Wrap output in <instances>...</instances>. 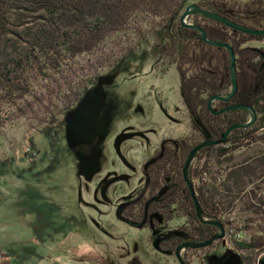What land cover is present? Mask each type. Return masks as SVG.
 <instances>
[{
    "label": "rangeland",
    "instance_id": "obj_1",
    "mask_svg": "<svg viewBox=\"0 0 264 264\" xmlns=\"http://www.w3.org/2000/svg\"><path fill=\"white\" fill-rule=\"evenodd\" d=\"M11 6L8 27L14 29L17 10ZM161 23L146 16L113 32L88 55V64L2 117L0 264H178L175 256L155 250L150 229L117 217L123 202L144 186L143 167L162 142L203 141L192 131L176 66L156 65L149 53L152 32ZM108 61L116 63L96 70ZM94 76L67 109L61 99L66 84ZM254 138L227 158L219 157L217 146L200 164L210 177L204 194H214L226 213L227 240L234 232L246 244L264 242V129ZM245 165L253 174L229 178ZM181 223L176 218L155 231L171 233ZM247 256L256 264L264 245ZM239 260L234 251L217 247L204 263L242 264Z\"/></svg>",
    "mask_w": 264,
    "mask_h": 264
},
{
    "label": "trees",
    "instance_id": "obj_2",
    "mask_svg": "<svg viewBox=\"0 0 264 264\" xmlns=\"http://www.w3.org/2000/svg\"><path fill=\"white\" fill-rule=\"evenodd\" d=\"M194 1L201 9L212 11L237 25L264 31V0H0V123L3 116L26 98L55 85L69 70L88 64V55L95 54L113 32L123 31L149 16L162 19L152 32L153 45L149 53L156 65L176 66L180 95L192 131L203 139L202 142H218L231 127L250 121L248 112L224 110L237 105L248 106L253 109L256 121L249 128L232 131L225 143L217 147L219 157L227 158L230 150L253 142L254 136L264 129V69L259 71L264 62V46L251 48L249 44L255 41L264 43V37L245 35L199 16L189 19L190 24L205 31L208 40L231 46L236 55L238 90L230 101L214 102L212 109L223 113L213 115L208 108L210 99L228 96L232 88L231 57L226 49L203 41L198 29L182 26L181 17ZM9 4L17 10L18 24L14 29L8 27ZM133 51L135 49L127 53ZM115 63L105 62L96 70L110 69ZM96 78L66 84L61 99L67 109L78 102ZM181 142L185 144L183 156L169 150L152 163L151 176L157 181L160 179L161 183L167 179L171 182L167 187L169 193L163 196L162 192L153 206L167 207L172 211L177 205L181 208L180 214L192 221L199 216L185 184L183 170L190 152L202 142L190 137L181 139ZM214 148L202 149L191 163L188 174L193 183L198 181L202 172L200 164ZM254 171L251 165L240 166L229 173V178L243 180ZM161 183L154 181L153 185L156 187ZM196 198L202 210L200 221L225 220L226 213L214 194L209 192L206 196L200 187L196 189ZM215 229L201 224V236ZM233 233V241L242 242L241 234ZM263 243L257 239L242 245L252 253L261 249ZM248 259V264H252ZM256 264H264V257Z\"/></svg>",
    "mask_w": 264,
    "mask_h": 264
},
{
    "label": "flooded vegetation",
    "instance_id": "obj_3",
    "mask_svg": "<svg viewBox=\"0 0 264 264\" xmlns=\"http://www.w3.org/2000/svg\"><path fill=\"white\" fill-rule=\"evenodd\" d=\"M251 47V46H250ZM254 48V47H251ZM264 64V62H263ZM262 64V65H263ZM261 65V66H262ZM264 69V65L260 72ZM181 139H170L162 142L155 150L153 155L150 156V159L145 163L143 167V176H144V186L139 190L134 198L126 199L121 207L117 210V217L120 222L133 226L138 229H150L151 235L149 237L150 242L154 244V248L161 254H167L171 256H175L178 264H205L204 258L205 256L214 248H224L230 249L234 251L238 257H240L239 262L242 264H248V256L250 252L244 249V245L246 244L241 241L234 242L233 240H227V225L223 222H218L216 220H204L205 222L197 220L189 219L188 217L180 214L181 208L179 206H174L171 210L165 207L163 209L154 208V203L157 202V199L160 194L163 192L164 194L169 193L167 190L171 182L167 179V182L161 183L160 179L155 180L153 176H151L152 172V163L159 159L161 153H167L169 150L172 151L175 155L183 156L185 150L184 142L179 143ZM178 142V143H176ZM176 152V153H175ZM196 157V156H195ZM195 159V158H194ZM194 161V160H193ZM189 172V170H188ZM184 176V173H183ZM189 178V174H188ZM190 180V179H189ZM154 181L156 183H161L159 186H154ZM185 181V177H184ZM192 182V181H191ZM193 183V182H192ZM186 184V181H185ZM187 185V184H186ZM194 191L196 195V189L200 188L201 185L193 183ZM188 188V186H187ZM189 190V189H188ZM190 194V191H189ZM191 196V195H190ZM156 210H159L155 212ZM182 220L180 225L174 228L171 233L164 234L160 232H156L155 230L159 227H167L169 223L173 222L175 219ZM209 222H214L223 226L224 237L220 240H215V238L220 235L222 232L220 228L217 226L210 224ZM201 224L209 225L216 228L213 232H209V234L204 233V237H202L201 232ZM200 235V237H199ZM211 237L207 238L208 236ZM230 238V236L228 237ZM208 243L207 246H203L202 248H194L190 245H203ZM248 244V243H247ZM180 249V251H179ZM179 252V253H178ZM179 254V255H178ZM247 256V257H246Z\"/></svg>",
    "mask_w": 264,
    "mask_h": 264
},
{
    "label": "water",
    "instance_id": "obj_4",
    "mask_svg": "<svg viewBox=\"0 0 264 264\" xmlns=\"http://www.w3.org/2000/svg\"><path fill=\"white\" fill-rule=\"evenodd\" d=\"M195 16L203 17V18L209 19L211 21L218 22V23H220V24H222V25H224V26H226V27H228L230 29H233L235 31L241 32L242 34L250 35V36H254V37H264V31L253 30L251 28H247V27H243V26L237 25V24L229 21L228 19L223 18V17L219 16L216 13H213L212 11L201 9L196 4H193V5L189 6L186 9L185 13L182 15L181 23H182V26L184 28L186 27V28L198 29L199 32H200V35H201V39L203 41H205L207 44H210L211 46L224 48L230 54V57H231V73H232V88H231V91L229 92L228 96H217V97L211 98L210 101H209V104H208V108L213 113V115L218 116L219 114H222L223 111H220V112L214 111L212 109L213 103L216 102V101H222V102L230 101L234 97V95L236 94V92L238 90L237 76H236V55H235L234 50H233V48L231 46L226 45L225 43H217V42H212V41L208 40L207 35H206L204 30L198 28L195 25L190 24L189 23V19L191 17H195ZM263 65L261 66V69H262ZM228 110H230V111L241 110V111L248 112L249 115H250V121L248 123L244 124V125L231 127L226 132V134L223 136V138L220 141H218V142H212V141L207 140V141L202 142L199 146H196L195 148H193V150L190 152V154L188 156V159L186 161V164H185V167H184V170H183L185 181H186V184H187L188 189L190 191L191 200H193L194 203H195L196 211H197V214H198L200 219H201V215H202V210H201V207L199 206V203L197 201V198H196V195H195V191H194V186H192L193 183L188 178V170H189V167H190L191 163L193 162L195 156L202 149L207 148V146L208 147H217V146H221V144L223 145L225 143V141H226L227 136L232 131H235V129H238V128H243V129L249 128L256 121V115H255V113H254V111H253V109L251 107L237 105V106H233V107H231L229 109H226L224 111H228ZM209 223L212 224V225L217 226L218 229L220 228V230L222 232L220 235H218L215 238V240L222 239L224 237L223 226L220 225V224L214 223V222H209ZM207 245H208V243H206V244L203 243V245H198V246L197 245H190V246L194 247V248H202L203 246L205 247ZM179 251H180V249H179ZM181 263L185 264V263H183V261Z\"/></svg>",
    "mask_w": 264,
    "mask_h": 264
},
{
    "label": "built area",
    "instance_id": "obj_5",
    "mask_svg": "<svg viewBox=\"0 0 264 264\" xmlns=\"http://www.w3.org/2000/svg\"><path fill=\"white\" fill-rule=\"evenodd\" d=\"M210 182V177H209V174L208 172H204V173H201L199 178H198V184L201 185V187L205 184L207 186V183ZM209 188H210V185H209ZM0 261H1V256H0Z\"/></svg>",
    "mask_w": 264,
    "mask_h": 264
}]
</instances>
